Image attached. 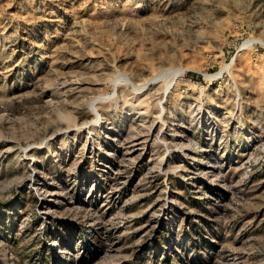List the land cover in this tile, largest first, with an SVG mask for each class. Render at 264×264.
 Here are the masks:
<instances>
[{
    "label": "rangeland",
    "instance_id": "374dc122",
    "mask_svg": "<svg viewBox=\"0 0 264 264\" xmlns=\"http://www.w3.org/2000/svg\"><path fill=\"white\" fill-rule=\"evenodd\" d=\"M0 264H264V0H0Z\"/></svg>",
    "mask_w": 264,
    "mask_h": 264
},
{
    "label": "bare ground",
    "instance_id": "6f19581e",
    "mask_svg": "<svg viewBox=\"0 0 264 264\" xmlns=\"http://www.w3.org/2000/svg\"><path fill=\"white\" fill-rule=\"evenodd\" d=\"M177 72V71H176ZM175 72V75L171 78L172 80H171V82L167 85V87L165 88V90H164V93H163V95H161V98H160V106H161V104L163 103V101H164V99L167 97V95H168V92H169V90H170V88L172 87V85L174 84V82L176 81V80H178V79H180V76H181V74H182V71H179V72H177L176 73ZM222 72V71H221ZM221 72L218 74V75H216V76H220L221 75ZM174 74V73H173ZM172 74V75H173ZM160 75V74H159ZM159 75H156V76H153V78H151V79H148V81H145L144 83H141L140 85H137L136 86V88H135V91H137V92H143V91H146V90H148V88L150 87V86H153V85H155L158 81H161V80H159L160 79V77H158ZM162 76V75H161ZM161 78H163V77H161ZM114 85H116V84H114ZM118 85V84H117ZM132 89V88H131ZM150 91V90H149ZM97 102V101H96ZM95 102V103H96ZM91 111H92V116H94L95 118H98L99 117V113H98V111H97V109H96V107H95V105H94V103H91ZM160 117V116H159ZM162 117V116H161ZM162 119V118H161Z\"/></svg>",
    "mask_w": 264,
    "mask_h": 264
}]
</instances>
